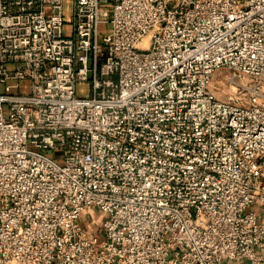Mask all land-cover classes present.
<instances>
[{
	"label": "built area",
	"instance_id": "1",
	"mask_svg": "<svg viewBox=\"0 0 264 264\" xmlns=\"http://www.w3.org/2000/svg\"><path fill=\"white\" fill-rule=\"evenodd\" d=\"M0 88V264H264V0H0Z\"/></svg>",
	"mask_w": 264,
	"mask_h": 264
},
{
	"label": "rangeland",
	"instance_id": "2",
	"mask_svg": "<svg viewBox=\"0 0 264 264\" xmlns=\"http://www.w3.org/2000/svg\"><path fill=\"white\" fill-rule=\"evenodd\" d=\"M64 33H66V28H64ZM228 71L219 68L217 69L214 74L212 75L211 79V90L214 93V95L220 99H226L227 97H234L237 102L239 103H245L246 99L245 96L243 95V92H239L236 90V88L228 83L225 79L224 76H228ZM242 81L244 83H249L250 79L249 78H243ZM1 89V88H0ZM88 84L87 83H77L75 87V92L76 95L78 96H86L88 95ZM99 217V212L97 210H90L81 213L80 216V223L83 225V227L87 230L88 235L95 236L97 237L98 240H100V235L97 233L98 229V219ZM91 225L88 227V225ZM96 224V226H92Z\"/></svg>",
	"mask_w": 264,
	"mask_h": 264
},
{
	"label": "crops",
	"instance_id": "3",
	"mask_svg": "<svg viewBox=\"0 0 264 264\" xmlns=\"http://www.w3.org/2000/svg\"><path fill=\"white\" fill-rule=\"evenodd\" d=\"M262 158H263V161H264V156Z\"/></svg>",
	"mask_w": 264,
	"mask_h": 264
}]
</instances>
